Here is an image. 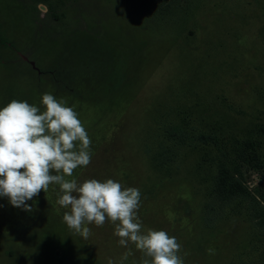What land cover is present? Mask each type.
I'll return each mask as SVG.
<instances>
[{"label":"rangeland","instance_id":"1","mask_svg":"<svg viewBox=\"0 0 264 264\" xmlns=\"http://www.w3.org/2000/svg\"><path fill=\"white\" fill-rule=\"evenodd\" d=\"M44 93L92 141L71 178L138 188L184 264H264V0H0V107ZM58 190L0 197V264H142L111 222L70 230Z\"/></svg>","mask_w":264,"mask_h":264},{"label":"clouds","instance_id":"2","mask_svg":"<svg viewBox=\"0 0 264 264\" xmlns=\"http://www.w3.org/2000/svg\"><path fill=\"white\" fill-rule=\"evenodd\" d=\"M40 103L43 110L16 99L0 107V197L31 211L27 201L57 185L56 203L67 209L63 222L84 239L91 234L87 225L102 227L107 221L114 225L120 246L132 244L143 254L142 264H184L176 237L164 230L142 231L138 188L113 179L81 183L71 178L75 169L90 164L91 138L65 101L44 93Z\"/></svg>","mask_w":264,"mask_h":264},{"label":"trees","instance_id":"3","mask_svg":"<svg viewBox=\"0 0 264 264\" xmlns=\"http://www.w3.org/2000/svg\"><path fill=\"white\" fill-rule=\"evenodd\" d=\"M3 43V41H1ZM224 169V168H222ZM227 175V173L225 172V170H222L220 172V175ZM226 180H229L227 187H222V189L219 190L220 193H225V196H231V194L234 193V186H236V188L238 187V184L235 183V181L233 180L232 177H228V176H220L219 178V183H224Z\"/></svg>","mask_w":264,"mask_h":264}]
</instances>
